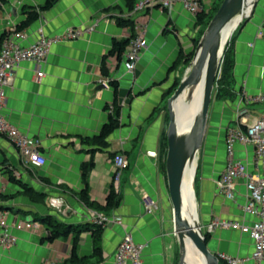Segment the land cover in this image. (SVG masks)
Masks as SVG:
<instances>
[{
  "label": "crops",
  "instance_id": "0c3cea01",
  "mask_svg": "<svg viewBox=\"0 0 264 264\" xmlns=\"http://www.w3.org/2000/svg\"><path fill=\"white\" fill-rule=\"evenodd\" d=\"M137 1L131 4L135 6ZM213 1L203 0V4ZM131 4L130 0H0V39L16 29L25 35L19 40L24 47L33 45L42 34L52 37L69 27L85 28L98 21L94 32L51 46L40 82L36 80L37 66L25 61L6 87L2 114L21 132L41 141L40 151L47 161L41 167L24 165L15 145L0 135V210L8 213V223L17 237L11 250L0 248V264H58L70 258L77 234L51 241L49 228L40 220L44 218L84 230L77 253L89 264H115L126 233L132 234L136 243L147 244L143 264L179 263L166 172L168 113L164 102L175 79L184 76L188 64L180 60L182 53L187 56L194 50L196 17L176 2L172 11L148 9L131 18L134 25H120L117 18L128 15ZM25 7L38 11V18L18 29L28 18ZM253 11L228 42L235 95L225 100L214 97L212 102L210 138L201 154L203 171L197 178L200 193L199 199L196 197L210 249L241 258H250L254 251L250 235L235 229L210 233L208 225L216 218L247 224L257 220L243 211L244 180L237 181L233 200L217 190V180L227 165L225 128L227 132L237 125L240 94L243 90L251 95L264 92V0ZM140 32L148 46L135 73H130L125 53L119 57L114 42ZM116 101L121 107L119 127L99 143L96 139L115 115ZM262 115L264 104L251 106L249 122ZM236 150L249 172L257 174L260 169L254 146L238 143ZM116 153L129 160L118 181L113 161ZM112 188L120 204L107 215L122 223L112 221L103 228L99 258L94 253L92 230L86 229L93 226L95 214L102 212L88 206L81 195L87 190L92 202L105 205ZM145 195L157 201L156 213L146 212ZM28 220L39 227H15V223Z\"/></svg>",
  "mask_w": 264,
  "mask_h": 264
},
{
  "label": "built area",
  "instance_id": "2783aa9c",
  "mask_svg": "<svg viewBox=\"0 0 264 264\" xmlns=\"http://www.w3.org/2000/svg\"><path fill=\"white\" fill-rule=\"evenodd\" d=\"M176 2H180L183 8L191 15L197 16L204 10L203 0H138L133 10L128 15L119 17L132 18L137 13L148 9L158 8L162 11H172ZM98 21L85 28H67L62 34L52 37L41 35L40 39L29 47H24L19 40L24 38L22 31L14 29L8 33L2 42L0 51V135L9 139L17 148L24 165L41 167L47 159L41 153V141L21 132L3 114L2 109L6 102V87L14 78L16 69L22 62H32L37 66V82H40L45 73L41 70L54 44L78 40L86 33L94 32ZM261 28L264 30V20ZM148 43L143 32L136 33L131 39L126 50L125 59L130 73H135L142 52ZM264 104V92L255 95L243 90L237 107L236 126L229 128L226 138L227 165L217 180V190L228 199H235L237 181L244 180L246 187L245 203L243 211L255 217L254 224H247L238 220H225L216 218L208 225L210 233L217 229H235L247 233L254 241V251L250 258H241L227 253L217 254L220 261L226 264H245L252 260L253 264H264V115L254 117L251 122V106ZM253 145L255 148L256 163L260 171L251 173L248 166L237 158V144ZM116 168L115 180H119L122 172L129 167V160L124 154H117L114 159ZM144 205L147 213H156L159 209L157 201L145 195ZM8 213L0 210V248L11 250L17 243V237L11 231V225L7 220ZM121 224L120 218H111L104 213H96L93 222L105 227L110 222ZM17 229L34 230L39 227L37 222L28 220L15 223ZM147 244H138L132 234L126 233L119 244L115 264H143L142 255Z\"/></svg>",
  "mask_w": 264,
  "mask_h": 264
},
{
  "label": "water",
  "instance_id": "95a60500",
  "mask_svg": "<svg viewBox=\"0 0 264 264\" xmlns=\"http://www.w3.org/2000/svg\"><path fill=\"white\" fill-rule=\"evenodd\" d=\"M260 0H224L219 10L204 31L197 46L193 61L183 76L178 88L170 97L167 107L169 125L167 129L168 152L166 172L170 201L173 208L174 233L179 243V263L187 264L186 239H190L205 264H220V260L209 245L199 219L191 221L184 215L183 183L185 170L196 156H200L210 117L217 81L222 67L225 48L229 38L257 7ZM233 29V30H232ZM232 30V31H231ZM230 31L228 40L226 34ZM203 84L202 102L188 131L178 127L175 102L186 90L192 96L196 86ZM199 158V157H198ZM85 234H81L84 239Z\"/></svg>",
  "mask_w": 264,
  "mask_h": 264
},
{
  "label": "trees",
  "instance_id": "16d2710c",
  "mask_svg": "<svg viewBox=\"0 0 264 264\" xmlns=\"http://www.w3.org/2000/svg\"><path fill=\"white\" fill-rule=\"evenodd\" d=\"M220 1L223 2V0H217L215 2L217 4V6L215 7V10H213V13H214L213 16L215 15V13H217V11L221 5ZM131 3H132V0H130V4ZM133 8H134V5L131 4V10H133ZM24 9H25V12L28 14V18L21 26H19L18 29H24V28L30 26L38 18V11L34 10L32 7H25ZM207 19H208V17L205 16L204 14L198 15V19L196 22V28H200L201 33L199 34V38H195L193 40L194 41V50L192 51V53H190L187 56L184 55V53H182V56L180 57V60L186 61L187 64H189L190 61H192V59L194 58L197 46H198L199 41H200V37L203 35L206 27L209 24V21ZM117 20L120 23V25H126V26L134 25V22L131 20V18L118 17ZM134 36H135V34H133L130 39L119 40V41L117 40L114 42L113 49H114V51L118 52L119 57H121V55L123 53H126V50L130 45L131 39ZM3 39H4V36L0 39V51L2 48ZM227 46H228V44L226 45V48H225L224 61L222 64L221 75H220L219 80L217 81V87L215 89L214 97L218 100H225L228 98H232L235 95L234 78H233V59L231 57L229 58V55L227 53L228 52ZM181 78L175 79L174 84L172 86V89L170 91L169 98L173 95L175 90L178 88V86L181 82ZM112 85L114 87H116L115 83H112ZM114 109H115L114 110L115 115L111 116L110 121L103 127L99 137L96 139L99 143L105 142V140L119 127V116H120V112H121V107L118 105L117 101L114 103ZM165 109L168 113V123H169V112H168L167 103L165 104ZM166 147H168L167 135L165 137V148ZM116 155H117V153H116ZM81 196H82V199L84 200V202L88 206L96 208L98 211L104 213L105 215L108 214L109 209L115 208L120 204V197L118 196V194L116 193V191L113 188L111 189V192L106 199L105 205H99V204L92 202L89 198L87 190H84L82 192ZM40 220L45 225H47V227L49 228L50 233H51V238H50L51 241L56 240V239L61 238V237H68L70 235V233H72V232L77 234V236H75L74 249L71 253L70 258H68L65 261L58 263V264H89L86 258H80L78 253H77L78 240H79V236L81 235V233L84 232L83 229L65 226L64 224L60 223L59 221L54 220V219H50V218H44V219H40ZM103 228H104L103 226L93 223L92 227H87V229H86V230H92L94 253L99 258H101V256H102ZM206 238L208 240L207 235H206Z\"/></svg>",
  "mask_w": 264,
  "mask_h": 264
},
{
  "label": "bare ground",
  "instance_id": "6f19581e",
  "mask_svg": "<svg viewBox=\"0 0 264 264\" xmlns=\"http://www.w3.org/2000/svg\"><path fill=\"white\" fill-rule=\"evenodd\" d=\"M252 1V0H249ZM248 8L247 13L250 11ZM233 30V29H232ZM231 30V31H232ZM230 31L226 34L225 40H228L230 36ZM203 94V84L200 83L196 86L192 96L189 90H186L175 102V108L178 115V127L181 131H188L192 125L194 117L196 115V101L197 99H202ZM202 102V100H201ZM198 105V103H197ZM200 108V107H199ZM197 155L193 162L188 164L183 183V202H184V215L191 221H197L199 219L198 205L196 203V191L194 180L196 176V171L198 167ZM187 246V264H205V260L201 257L200 253L192 243L190 239H186Z\"/></svg>",
  "mask_w": 264,
  "mask_h": 264
},
{
  "label": "rangeland",
  "instance_id": "374dc122",
  "mask_svg": "<svg viewBox=\"0 0 264 264\" xmlns=\"http://www.w3.org/2000/svg\"><path fill=\"white\" fill-rule=\"evenodd\" d=\"M224 1V0H223ZM220 3H221V5H222V2L220 1ZM220 5V6H221ZM217 6V4L215 3V0L212 2V4H209V5H206V6H204V10L202 11V12H200L199 14L201 15V14H204L205 16H207L208 17V21H209V23L211 22V20H212V18L215 16H213V10H215V7ZM220 8V7H219ZM219 10V9H218ZM254 12V11H253ZM198 14V15H199ZM216 14V13H215ZM198 15L196 16V22H197V19H198ZM248 16L246 17V19H244V21L242 22V24L248 19V17H249V15H250V11L248 12V14H247ZM213 16V17H212ZM196 22L194 23L195 25H194V27H195V38H199V34L201 33V29L200 28H196ZM209 25V24H208ZM208 27V26H207ZM206 27V28H207ZM206 30V29H205ZM236 31V30H235ZM234 31V32H235ZM234 34V33H233ZM233 34H232V36H233ZM231 36V37H232ZM202 37V36H201ZM200 37V38H201ZM231 37L229 38V40L231 39ZM229 42V41H228ZM193 43H194V41H193ZM193 45L194 44H192V47H193ZM194 48V47H193ZM228 53V55H229V58L231 57L232 58V53L230 52V51H228L227 52ZM192 61H193V59H192ZM192 61H190V63L187 65V67H186V70H185V73H186V71H187V69L190 67V64H191V62ZM223 61H224V58H223ZM222 64H223V62H222ZM221 64V65H222ZM185 73H184V75H185ZM181 80H182V78H181ZM216 87H217V85H216ZM214 95H215V91H214ZM169 99L170 98H166L165 99V102H164V104H166V103H168V101H169ZM201 100L202 99H197V101H196V105H195V107H196V114L198 113V111H199V107H200V105H201ZM213 100H214V97H213ZM197 103H198V105H197ZM168 125H169V123H168ZM209 125H210V120L208 121V126H207V130H206V134H205V139H204V144H203V147H202V151H201V154L203 153V149H205V146H206V141L210 138L209 137V135L207 134V132H208V127H209ZM235 125V122H232V126H234ZM227 127V126H226ZM223 128V123H221L220 122V129H222ZM227 131H228V129H227ZM225 133H226V137H227V132H226V128H225ZM208 136V137H207ZM225 143H226V141H225ZM201 154H200V156H199V160H198V167H197V171H196V176H195V180H194V185L196 184V188H195V190H196V197H197V199H199V193H200V190H199V183H198V181H197V178L199 179L200 177H201V175H202V168H201V165H202V163H203V160H200L201 159ZM197 181V182H196Z\"/></svg>",
  "mask_w": 264,
  "mask_h": 264
}]
</instances>
